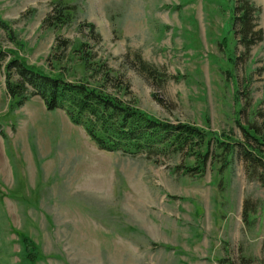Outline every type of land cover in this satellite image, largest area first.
Instances as JSON below:
<instances>
[{"label": "rangeland", "instance_id": "obj_1", "mask_svg": "<svg viewBox=\"0 0 264 264\" xmlns=\"http://www.w3.org/2000/svg\"><path fill=\"white\" fill-rule=\"evenodd\" d=\"M249 1L261 40L246 49L230 29L233 0H0V50L93 86L77 60L51 61L58 40L84 42L119 80L106 92L232 145L246 144L249 126L263 145L248 147L264 152V0ZM60 5L69 13L57 14ZM5 61L0 264H264V165L248 166L213 139L202 170L185 151L99 149L38 96L11 106Z\"/></svg>", "mask_w": 264, "mask_h": 264}, {"label": "trees", "instance_id": "obj_2", "mask_svg": "<svg viewBox=\"0 0 264 264\" xmlns=\"http://www.w3.org/2000/svg\"><path fill=\"white\" fill-rule=\"evenodd\" d=\"M233 1L230 29L237 37L236 43L247 49L253 42L251 37L255 36L256 41L261 40V30H253L254 24L250 22L252 15L255 17L259 9L249 0ZM69 10L66 6L61 9L60 5L57 14H68ZM56 19L58 22L63 21L60 15L56 16ZM86 25L89 31L93 30L92 24ZM86 47L84 42L72 44L68 40H58L53 47L51 61L52 65H58L62 61L66 63L77 60L82 74L88 72L95 78L94 82L98 84L93 86L83 79L67 80L59 71L45 72L36 68L27 64L12 50H0V61L6 57L3 83L5 93L11 99V106L19 107L28 97L38 96L47 110L61 109L72 124L83 128L97 148L105 151L119 150L122 153L140 152L148 155L168 150L185 151L188 156L193 157L197 168L202 170L210 153L209 139H213L211 142L215 148L230 152L235 148L248 166L264 165V152L259 147L247 145L250 139L258 145H263L261 136L254 128H241L246 144L236 142L232 145L216 137H207V132L196 126L185 123L171 124L157 119L106 92V81L116 80L118 83L119 80L111 75L112 71L104 63L92 60V54ZM144 65L141 64L142 71L153 75L150 72L153 70H148ZM185 169L191 168L186 166ZM15 234L24 247L28 241L26 235L21 231H15ZM24 253L23 259L26 261H33L34 257H37L32 252Z\"/></svg>", "mask_w": 264, "mask_h": 264}]
</instances>
